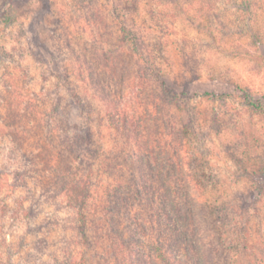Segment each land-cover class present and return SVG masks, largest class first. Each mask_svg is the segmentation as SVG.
<instances>
[{"label":"clouds","instance_id":"1","mask_svg":"<svg viewBox=\"0 0 264 264\" xmlns=\"http://www.w3.org/2000/svg\"><path fill=\"white\" fill-rule=\"evenodd\" d=\"M0 264H264V0H0Z\"/></svg>","mask_w":264,"mask_h":264}]
</instances>
